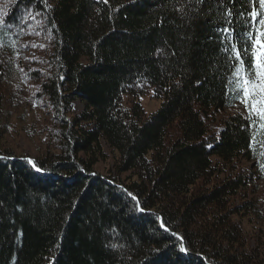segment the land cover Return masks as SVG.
Returning a JSON list of instances; mask_svg holds the SVG:
<instances>
[{"label":"trees","instance_id":"16d2710c","mask_svg":"<svg viewBox=\"0 0 264 264\" xmlns=\"http://www.w3.org/2000/svg\"><path fill=\"white\" fill-rule=\"evenodd\" d=\"M252 7L0 0V135L33 97L57 141L37 157L0 148V264H264V130L230 94L217 31L231 10L243 45Z\"/></svg>","mask_w":264,"mask_h":264},{"label":"snow or ice","instance_id":"6c2138e0","mask_svg":"<svg viewBox=\"0 0 264 264\" xmlns=\"http://www.w3.org/2000/svg\"><path fill=\"white\" fill-rule=\"evenodd\" d=\"M43 2L46 3V0ZM188 2L191 4L193 0ZM195 2L203 3V0ZM259 8L261 10L259 13L256 7H252L248 13L251 21L250 30H245L243 45L240 44V37L231 26V10L226 14L224 25L218 27L217 31L220 33L221 50L231 61V75L228 78L230 94L244 105L250 126L255 127L259 121L260 129L264 130V0H259ZM177 11H183V6ZM3 23L5 21L0 18V24ZM181 251L186 250L181 247Z\"/></svg>","mask_w":264,"mask_h":264},{"label":"rangeland","instance_id":"374dc122","mask_svg":"<svg viewBox=\"0 0 264 264\" xmlns=\"http://www.w3.org/2000/svg\"><path fill=\"white\" fill-rule=\"evenodd\" d=\"M151 89H147L139 96V101L146 111H152L159 105V99L154 97ZM32 99V104L26 109L27 117L21 119L17 114L12 117L7 132L0 135V148L11 149L17 154L27 155L28 157H37L44 152H51L56 149V138L54 136V129L52 123L49 121V114L47 107L44 105L43 100ZM19 109H22V105H19ZM82 109V103L76 100L73 104L72 111L78 112ZM242 110L239 104L229 108V113ZM227 113V110L215 115V121L209 122L211 126L218 124L217 118ZM103 158V159H102ZM94 164V169L100 173H111L114 169V153L105 148V156H103ZM242 163L241 161L237 164ZM113 166V167H112ZM241 170V169H240ZM125 178L128 177V173L121 174ZM245 218V217H244ZM244 231L252 233L256 228V222L250 218V220H244Z\"/></svg>","mask_w":264,"mask_h":264}]
</instances>
